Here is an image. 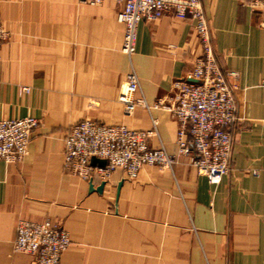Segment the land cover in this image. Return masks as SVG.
I'll list each match as a JSON object with an SVG mask.
<instances>
[{"label":"crops","instance_id":"crops-1","mask_svg":"<svg viewBox=\"0 0 264 264\" xmlns=\"http://www.w3.org/2000/svg\"><path fill=\"white\" fill-rule=\"evenodd\" d=\"M246 1L202 0L237 103L228 173L210 183L181 155L133 179L117 169L97 193L64 170V132L82 119L154 130L149 145L174 153L178 122L162 107L125 114L118 95L133 69L148 104L166 98L201 52L192 21L142 19L128 56L115 0H0V119L39 120L23 159L0 160V264H32L14 249L19 219L63 225L60 264H264V10Z\"/></svg>","mask_w":264,"mask_h":264},{"label":"built area","instance_id":"built-area-1","mask_svg":"<svg viewBox=\"0 0 264 264\" xmlns=\"http://www.w3.org/2000/svg\"><path fill=\"white\" fill-rule=\"evenodd\" d=\"M104 0H78L97 5ZM120 4L116 20L124 28L121 51L134 53L136 28L142 19L152 20L166 14L188 17L201 46L190 73L172 82L170 94L148 104L139 89L133 69L126 76L118 95L125 114L137 106L162 107L178 122L176 150L151 147L148 139L154 130L131 129L124 125L100 124L89 119L73 123L63 134V168L82 180L99 177L106 180L121 169L127 178H135L144 165L171 170L177 156H189L190 163L210 183H218L230 170L231 129L238 120L234 89L227 82L213 47L212 33L202 0H115ZM250 10L264 9V0H247ZM9 30L0 20V41ZM235 76L234 72H230ZM153 126L155 121L153 120ZM39 120L33 116L0 119V160L18 162ZM91 157L105 160L99 167ZM70 242L68 231L58 221L19 219L15 227L14 249L32 256V264H60L61 253Z\"/></svg>","mask_w":264,"mask_h":264},{"label":"water","instance_id":"water-1","mask_svg":"<svg viewBox=\"0 0 264 264\" xmlns=\"http://www.w3.org/2000/svg\"><path fill=\"white\" fill-rule=\"evenodd\" d=\"M260 10H264V9H260ZM90 163L92 165H97L99 167H103L105 165V160L104 159H100V158H96V157H91ZM104 184H105V181H101L98 186L93 187L91 180H89V182H88V191H96L97 193H101L102 189L104 187ZM120 184L121 183L119 182L117 184V186H116V197H117V194H118V190H119Z\"/></svg>","mask_w":264,"mask_h":264},{"label":"rangeland","instance_id":"rangeland-1","mask_svg":"<svg viewBox=\"0 0 264 264\" xmlns=\"http://www.w3.org/2000/svg\"><path fill=\"white\" fill-rule=\"evenodd\" d=\"M3 40H4V39H3ZM128 73H129V72H128ZM128 73H127V74H128ZM126 76H127V75H126ZM36 119H37V118H36ZM70 126H71V125H70ZM70 126H69V127H70ZM69 127H68V128H69ZM128 128H129V127H128ZM131 129H132V128H131ZM143 130H145V129H143ZM27 148H28V147H27ZM25 155H26V154H25ZM62 155H63V154H62ZM100 159H101V158H100ZM63 160H64V157H63ZM173 165H174V164H173ZM116 170H117V169H116ZM119 170H121V169H119ZM114 171H115V170H114ZM66 172H67V171H66ZM67 173H69V172H67ZM123 173H124V172H123ZM70 174H71V173H70ZM124 174H125V173H124ZM72 175H74V174H72ZM75 176H77V175H75ZM125 176H126V175H125ZM77 177H78V176H77ZM98 178H99V177H98ZM89 180H91V179H89ZM101 181H105V180H104V179H101ZM105 182H106V181H105Z\"/></svg>","mask_w":264,"mask_h":264}]
</instances>
